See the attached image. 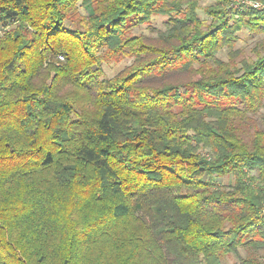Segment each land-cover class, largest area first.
Masks as SVG:
<instances>
[{
    "label": "trees",
    "instance_id": "trees-1",
    "mask_svg": "<svg viewBox=\"0 0 264 264\" xmlns=\"http://www.w3.org/2000/svg\"><path fill=\"white\" fill-rule=\"evenodd\" d=\"M202 1L0 0V264H264V10Z\"/></svg>",
    "mask_w": 264,
    "mask_h": 264
},
{
    "label": "rangeland",
    "instance_id": "rangeland-1",
    "mask_svg": "<svg viewBox=\"0 0 264 264\" xmlns=\"http://www.w3.org/2000/svg\"><path fill=\"white\" fill-rule=\"evenodd\" d=\"M209 2H210L209 0H203L201 3L206 4ZM198 13L202 18H205L207 21H209V18L203 13L202 10H199ZM165 20H166V16L155 15L151 18V21L148 24L137 26L133 28L132 32L156 35L157 29L164 28ZM261 36L262 35H253L247 29L243 28L238 33V40L236 43V47L240 48L243 51L244 55L254 58V54L251 48ZM220 56L224 58L225 53L224 52L221 53ZM128 62L129 61L127 60H121L120 62H117V63H114V62L103 63L102 68L104 71V76L110 77L114 75L116 72L122 69L124 65H126ZM254 120L258 126H261L262 128H264V107H262L256 115H254ZM204 152L206 153L205 150ZM232 180H233L232 175L215 178L216 184L223 185V186H228L232 182ZM239 255L241 256L245 255V250L240 249ZM237 261H238V256L235 254H231L225 259L224 264H233L234 262H237Z\"/></svg>",
    "mask_w": 264,
    "mask_h": 264
},
{
    "label": "built area",
    "instance_id": "built-area-1",
    "mask_svg": "<svg viewBox=\"0 0 264 264\" xmlns=\"http://www.w3.org/2000/svg\"><path fill=\"white\" fill-rule=\"evenodd\" d=\"M231 7L252 8L255 10H264V0H229ZM59 58H62L59 56Z\"/></svg>",
    "mask_w": 264,
    "mask_h": 264
}]
</instances>
